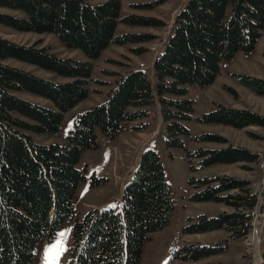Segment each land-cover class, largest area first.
<instances>
[{
	"label": "trees",
	"instance_id": "1",
	"mask_svg": "<svg viewBox=\"0 0 264 264\" xmlns=\"http://www.w3.org/2000/svg\"><path fill=\"white\" fill-rule=\"evenodd\" d=\"M165 0L146 1L135 6L151 7ZM0 7L22 11L20 17L0 13V24L21 32L54 33L68 48L80 49L97 59L110 44H141L156 35L148 32L116 34L117 24L161 27L165 23L151 15H120L121 1L91 4L87 0H0ZM264 29V0H187L175 14L169 33L152 63V77L141 67L118 75L106 92L105 101L76 115L64 143L41 144L32 133H56L64 114L89 93L93 64L60 57L48 46L24 45L0 37V264H31L37 246L51 239L55 231L72 222L70 264H139L143 243L162 229L174 208L170 184L158 153L145 148L138 165L121 193L120 204L87 210L81 216L74 208V195L81 181L99 186L106 178L94 173L87 178V166L77 165L85 150L97 149V132L112 140L127 122L148 116L157 99L165 124L166 149L183 147L188 136L182 121L190 119L194 101L186 96V85H211L220 62L239 51L252 52ZM36 65L64 78L61 82L38 76L7 60ZM238 75V81L264 96V77ZM30 93L54 105L21 97ZM242 128L264 127V117L248 109L216 105L198 118ZM144 123L132 126L142 130ZM197 141L226 143L218 134L203 133ZM191 157L197 159L196 165ZM191 171L217 163H254L257 154L247 148L186 150ZM193 202L213 201L229 208L217 215L198 214L183 227L194 234L225 230L228 238L209 244L184 243L173 249L165 264H202L199 260L222 253L230 240L246 237L252 228L257 192L249 179L208 175L190 177ZM115 206V207H113ZM264 231V217H263ZM264 238V237H263ZM264 264V251L261 253Z\"/></svg>",
	"mask_w": 264,
	"mask_h": 264
},
{
	"label": "rangeland",
	"instance_id": "2",
	"mask_svg": "<svg viewBox=\"0 0 264 264\" xmlns=\"http://www.w3.org/2000/svg\"><path fill=\"white\" fill-rule=\"evenodd\" d=\"M104 1L106 0H96L94 3L98 4ZM120 1L121 16L130 14L127 11H133L141 15L157 14V12L160 11L163 12L166 17H169L171 7L176 6L178 3L181 5L184 4L183 0H167L168 2L162 7H160L161 3H156L151 7L140 8L139 6L134 7L131 5L138 4L136 2L139 0ZM146 1L152 0H144L143 2ZM0 13H7L20 17L25 16L22 11L5 7H0ZM164 23V26L156 27V29L149 27L135 28L141 32L148 33L152 30H158V33H152L156 35L154 39L141 44L145 47L143 52H133L130 50V47L133 45L128 44L111 46L109 49H105L103 58L98 62L96 61L93 67L91 74L92 79L88 84L90 92L89 97L80 101L64 114L60 128L56 133H32V140L41 144L64 143L66 134L72 127L76 115L89 109L93 102L101 99L100 96L106 98V92L114 86V80L118 78V75L124 74L127 70L141 67L149 72L152 77V56L160 51V47H162L161 43L166 38L171 27L169 22L164 21ZM118 26V28L116 27V33H124L121 27L126 25L120 23ZM0 37L24 45L36 43L39 47L48 46L50 51L60 57L90 61L92 64H94L95 61L94 59H89L80 49L66 47L54 33L21 32L0 24ZM259 48L260 46L254 48V52ZM263 51H260V54H262ZM240 54L243 55L242 57L244 58L245 56H250L246 55V52L239 51L233 59L221 61L219 74L211 85L203 87L194 84L186 85V96L194 101V110L190 119L182 121L189 132L188 136L182 137L183 147L166 149L164 145L165 124H163L162 119H160L155 113L156 111H154L158 105L150 104L147 106L148 110L152 111V113L144 124L153 123V126L157 128V132L152 138L150 146L158 153L162 162L165 178L171 187L174 208L167 224L162 229L152 232L150 238L143 243L139 264H165L173 249L184 243L199 241L202 244H209L228 238V233L225 230L208 233L207 235L183 233V227L196 215H217L222 212L220 207L223 208V211L229 210L228 207L217 202H193L188 199V196L192 192L188 183L189 178H202L208 175H227L249 179L251 188L257 192L258 201L256 210L254 208L255 212L253 210V219L256 217V225L252 226L250 233L244 238L230 240L224 252L208 257L202 264L259 263V261L257 262L255 259L256 249L253 240L258 233V249L260 256H262L261 253L264 251V127L249 125L238 128L217 123H201L198 121V118H200L203 113L214 109L216 105L248 109L264 117V96L257 95L249 90L238 81V75H233L245 74L264 77V62L255 61L254 63L256 64H254L248 60L241 59ZM7 62L55 82H61L64 79L53 71L42 69L33 64L12 59L7 60ZM25 96L29 97L31 99L30 101H38L54 108L51 102L37 97L36 95L25 94ZM155 102L159 104L157 99H155ZM127 124L128 123H126V125ZM203 133L221 135L226 139V143L197 141L194 139V137ZM99 134L104 138L101 133ZM136 144V148L142 145L141 143ZM230 144L241 146L255 152L258 158L257 162L233 164L217 163L205 168H197L193 171L189 169L186 159V150L193 153L199 147L221 148ZM99 145L98 149L87 150L83 157L80 158L77 167L82 170L86 165L88 167L86 173L87 178L90 174L94 173L96 177L106 178V181L102 185L92 187L89 186L87 180L79 182L74 195V208L77 215H82L89 209L87 203H99L102 199H108V197L121 194L120 188L122 182L128 179L136 165L137 158H135V150L131 151L129 157H125L124 153L127 152H120L117 149L113 152V158L111 152L112 141L104 139ZM196 162L197 159L191 157V163L196 165ZM118 175H120L119 178ZM71 229L72 222L67 220L55 231L51 239H43L37 246L35 257L31 264H57L58 250L51 246L57 244L60 240H63V247L66 250L59 253L58 264H70L69 248L71 242ZM62 232L65 233L63 237L60 236Z\"/></svg>",
	"mask_w": 264,
	"mask_h": 264
},
{
	"label": "crops",
	"instance_id": "3",
	"mask_svg": "<svg viewBox=\"0 0 264 264\" xmlns=\"http://www.w3.org/2000/svg\"><path fill=\"white\" fill-rule=\"evenodd\" d=\"M94 1H96V0H88V2L89 3H91V4H94ZM144 0H139V1H137L136 3H142ZM168 1L167 0H165L163 3H161L160 4V7H162L164 4H166ZM132 6H134L135 7V5L134 4H131ZM183 5H181L180 3H178L176 6H173V7H171L170 9H171V11H170V14H169V17H166L165 16V14H163V12H157V14H148V15H154V16H156V17H158V18H160V19H162L163 21H165V22H169L170 23V25H172L173 24V21H174V16H175V14L181 9V7H182ZM159 7V8H160ZM127 10V9H126ZM126 12V11H125ZM127 12H129V13H133V14H137V13H135V12H133V11H127ZM120 15H121V9H120ZM120 24V23H119ZM119 24H117V28L119 27L118 25ZM135 28H138L139 29V27H136V26H122L121 27V30H122V32H141L140 30H136ZM149 28H154V29H156L155 27H149ZM150 33H158V30H152V31H149ZM115 33H116V30H115ZM117 34V33H116ZM259 41H257V43H256V46H255V48L256 47H258V46H260V48L259 49H257L255 52H254V50L252 51V52H246L247 54L246 55H250V56H245V58L244 57H242L243 55H241L240 54V57H241V59H245V60H248L249 62H257V61H263L264 62V42H263V40H264V29H263V32H262V35H261V37L258 39ZM111 46H122V45H115V44H110L107 48H106V50L107 49H109ZM105 50V49H104ZM104 50L101 52V54H100V56L97 58V60L96 59H94L95 61H94V64H93V67L95 66V63H96V61L98 62L100 59H102L103 58V53H104ZM260 51H263V53L262 54H260ZM245 53V52H244ZM249 53V54H248ZM251 53H253V54H251ZM156 57V55H153L152 56V63H153V61H154V58ZM263 62H261V63H263ZM254 64H256V63H254ZM64 80V79H63ZM89 84V83H88ZM25 94H30V93H26V92H24V93H21V94H19L21 97H23V98H25V99H28V100H31L29 97H27V96H25ZM30 95H32V94H30ZM89 95H90V92L88 93V95H87V97L86 98H88L89 97ZM37 97H39V96H37ZM41 98V97H40ZM100 98L101 99H98V100H96L95 102H93V104H92V106L93 105H96V104H99V102L101 103V102H103V101H105V99L106 98H104V97H102V96H100ZM36 103H40V104H42L41 102H38V101H36ZM153 105H158V107L156 108V110H154V111H156L155 113L160 117V119H162V117H161V113H160V106H159V104H157L155 101H154V103H153ZM91 106V107H92ZM147 109H148V107H146ZM151 113H152V111H149L148 110V116L147 117H145V118H143V119H140V120H135V121H131V122H127L128 124L126 125V123L123 125V129L121 130V132L114 138V139H112V140H110V139H108L107 137H105L101 132H97V139H98V142H99V144H100V142H102L104 139H108V140H110V141H112V150H111V152H112V154H113V158H114V153L113 152H115V150H119L120 152H122V151H124V152H127V153H124V156L126 157V156H130V153H131V151L132 150H135V158H137V160H136V165L138 164V161H139V158H140V154H141V152L145 149V148H147V147H150L151 148V146H150V143H151V140H152V138L154 137V135L156 134V132H157V128L156 127H154L153 126V123H147V125H146V123H145V127L142 129V130H134L133 128H132V126H136V125H139V124H141V123H144L145 121H146V119L148 118V117H150V115H151ZM158 117V118H159ZM138 121V122H137ZM151 124V125H150ZM152 128V129H151ZM99 133H101L103 136H104V138L102 137V136H100V134ZM136 143H141L142 145L141 146H139L138 148H136ZM145 144V145H144ZM144 145V146H143ZM100 146V145H99ZM98 146V147H99ZM98 149V148H97ZM86 151L87 150H85L83 153H82V155H81V157L80 158H82L83 157V155L86 153ZM136 165L134 166V170H135V168H136ZM88 168V167H87ZM134 170L132 171V172H134ZM132 174V173H131ZM130 176L131 175H129V177H128V179H126V180H124L123 182H122V185H121V188H120V191L122 192V189H123V187H124V185L127 183V181L130 179ZM120 177V175H118V178ZM123 178V177H122ZM85 183V182H84ZM86 184V183H85ZM77 189V188H76ZM120 195L121 194H118V195H116V196H114V197H108V199H102V201H100L99 203H97V202H90V203H87L88 204V206H89V209H91V208H101V207H103V206H106V205H109V204H114V203H119V199H120ZM73 202H74V200H73ZM221 204V203H220ZM74 206H75V203H74ZM88 209V210H89ZM220 209H221V211H223V208H221L220 207ZM79 216H81V214H78ZM216 231H220V230H215V231H210V232H204V233H194V234H197V235H207L208 233H214V232H216ZM213 256V255H212ZM210 257V256H209ZM208 257H206V258H203V259H201V260H199L197 263H203L204 262V260H206Z\"/></svg>",
	"mask_w": 264,
	"mask_h": 264
},
{
	"label": "snow or ice",
	"instance_id": "4",
	"mask_svg": "<svg viewBox=\"0 0 264 264\" xmlns=\"http://www.w3.org/2000/svg\"><path fill=\"white\" fill-rule=\"evenodd\" d=\"M113 207H115V206H113ZM64 235H65V233H63V232L60 233V236L61 237H63ZM51 247L58 250V255H57V264H58L59 253L62 252V251H64V250H66L63 247V240L58 241L57 244L52 245Z\"/></svg>",
	"mask_w": 264,
	"mask_h": 264
},
{
	"label": "bare ground",
	"instance_id": "5",
	"mask_svg": "<svg viewBox=\"0 0 264 264\" xmlns=\"http://www.w3.org/2000/svg\"><path fill=\"white\" fill-rule=\"evenodd\" d=\"M256 225V222L254 223V226ZM256 230V229H255ZM258 234V233H257ZM255 235V238H254V240H253V244H254V246H255V249H256V251H255V259H256V261L258 262V261H260V259H261V256H260V254H259V249H258V242H259V237H258V235Z\"/></svg>",
	"mask_w": 264,
	"mask_h": 264
},
{
	"label": "water",
	"instance_id": "6",
	"mask_svg": "<svg viewBox=\"0 0 264 264\" xmlns=\"http://www.w3.org/2000/svg\"><path fill=\"white\" fill-rule=\"evenodd\" d=\"M137 165H138V164H137ZM137 165H136V167H137ZM255 210H256V206H255ZM255 210H254V212H255ZM255 220H256V217H255V218L253 219V221H252V226H254ZM261 262H262V257H261V259H260V261H259L258 264H261Z\"/></svg>",
	"mask_w": 264,
	"mask_h": 264
},
{
	"label": "built area",
	"instance_id": "7",
	"mask_svg": "<svg viewBox=\"0 0 264 264\" xmlns=\"http://www.w3.org/2000/svg\"><path fill=\"white\" fill-rule=\"evenodd\" d=\"M187 0H183V3H185ZM164 43V40L162 41V43L161 44H163ZM264 163V162H263ZM264 165V164H263Z\"/></svg>",
	"mask_w": 264,
	"mask_h": 264
}]
</instances>
